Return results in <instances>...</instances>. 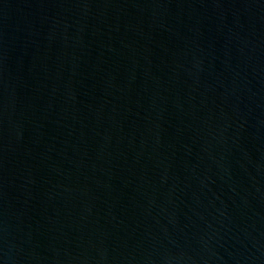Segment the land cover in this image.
<instances>
[{
    "label": "water",
    "instance_id": "obj_1",
    "mask_svg": "<svg viewBox=\"0 0 264 264\" xmlns=\"http://www.w3.org/2000/svg\"><path fill=\"white\" fill-rule=\"evenodd\" d=\"M0 264H264V0H0Z\"/></svg>",
    "mask_w": 264,
    "mask_h": 264
}]
</instances>
